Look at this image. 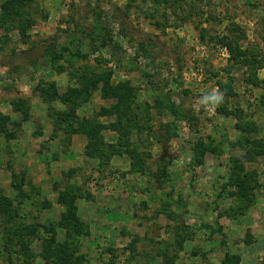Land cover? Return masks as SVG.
<instances>
[{"label": "rangeland", "instance_id": "374dc122", "mask_svg": "<svg viewBox=\"0 0 264 264\" xmlns=\"http://www.w3.org/2000/svg\"><path fill=\"white\" fill-rule=\"evenodd\" d=\"M4 14L0 264H264V0Z\"/></svg>", "mask_w": 264, "mask_h": 264}, {"label": "trees", "instance_id": "16d2710c", "mask_svg": "<svg viewBox=\"0 0 264 264\" xmlns=\"http://www.w3.org/2000/svg\"><path fill=\"white\" fill-rule=\"evenodd\" d=\"M18 19V22L19 21H21V18L19 17V18H15V17H12L11 16V18H10V16H8V15H6V14H4L3 16H1V18H0V20H1V22H0V24H5V23H9L10 22V20H11V22H13V21H16ZM222 45L223 46H225V47H227L228 49H229V52H230V54H231V56L232 57H234L235 59L238 57V56H240V55H244V56H246L247 57V53H249V52H247L246 50H243V49H241L239 46H237L236 45V43H234L232 40H227V39H225V40H222ZM108 78V77H107ZM257 81V80H256ZM110 86H108V88H109V93L108 94H110V95H115V96H117V97H121V98H128L129 99V94H127V96L120 90V87H123V86H125L128 90H129V86H128V84L127 83H120L119 84V86L118 87H114V86H112L111 84H109ZM242 177H243V179L245 180L246 178H248V175H242ZM244 180H242V181H244ZM229 257V253H227L226 254V258H228Z\"/></svg>", "mask_w": 264, "mask_h": 264}, {"label": "clouds", "instance_id": "9594fccd", "mask_svg": "<svg viewBox=\"0 0 264 264\" xmlns=\"http://www.w3.org/2000/svg\"><path fill=\"white\" fill-rule=\"evenodd\" d=\"M223 100V95L217 91V89L213 88L210 91L204 93L200 99L199 104L205 106H215L221 103Z\"/></svg>", "mask_w": 264, "mask_h": 264}]
</instances>
